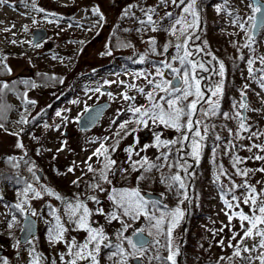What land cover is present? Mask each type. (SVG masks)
I'll return each mask as SVG.
<instances>
[{
	"label": "rangeland",
	"instance_id": "rangeland-1",
	"mask_svg": "<svg viewBox=\"0 0 264 264\" xmlns=\"http://www.w3.org/2000/svg\"><path fill=\"white\" fill-rule=\"evenodd\" d=\"M188 2L189 0H185V3ZM249 2L250 0H197L200 29L196 35L199 39L190 42L189 47L194 53L197 46L203 48L204 52L196 53L190 59L202 61L209 69L207 72L199 71L201 88L206 97L211 94L209 88L215 86L221 79L223 95L219 97L216 115L206 117L201 111L194 117L203 121L200 131L205 137V144L201 141L203 147L196 164L192 162L190 141L185 142L183 153L176 151L181 145L169 146L171 154L168 163L176 164L179 160L181 164L186 162L187 165H191L187 168V172L191 168L194 170L190 177L180 166L169 168L165 165L159 170L152 168L145 171L137 164L138 170L133 171L132 161H141L142 157H147L150 163L157 165L163 163L157 157L167 153L169 149L151 146L155 144V133L160 134L161 140L176 139L181 133L163 125L153 124L151 120L147 127L139 125L135 123L136 116L129 110L133 105L145 108L149 106L145 93L152 91L153 85L148 84V79L160 81L161 78L155 73L158 67H162L161 61L167 60L173 67H181L178 61L171 58L177 55L175 44L182 43L184 38L181 36L178 41L176 37L180 36V32L172 35L166 29H170L174 20L181 15L185 16L188 22L192 21L191 15L181 12L183 5L177 8L171 0L166 4L161 3V0H35L36 7L44 9V12H38L32 8L33 0H9L12 6L0 7V73L25 79L23 76L35 78L38 72L53 71L63 74L66 82L62 94L64 96L58 99L49 92L55 81L38 80L33 88L28 86L27 80L19 79L26 84L23 86L26 88L24 93H27L28 100L35 101L34 104L25 103L24 93L22 96L20 93L21 85L15 84L11 87L16 92L12 98L18 103L20 110L19 113H12L9 127H0V162L6 163L3 158L6 156L25 155V148H28L25 141L29 137L38 145L39 155L35 160L38 162L44 160V163L24 169L28 181L3 182L0 185V248L5 249V254L1 258L6 259L8 264H31L33 257L29 253L34 249V255L41 257L40 264H63L60 256L67 253V245L64 242L55 244L49 242V228L55 224L52 211L56 210L61 222L69 229L65 233L66 241L70 242L75 237L78 243H82L87 233L73 230L65 214L64 200L56 199V196L49 195L44 189H51L60 197L71 201H75L77 195L82 200L95 194L100 204L92 200L84 202L93 211L103 207L108 213L113 209L108 193L115 187L138 188L143 197L145 192L163 194L162 206L157 205L154 208L149 202V208L156 215L160 214L157 208L160 211H168L179 206L183 210L184 216L173 229L171 237L172 250H178L177 263L180 258L181 264H247L236 257L231 260H222L221 257L232 256L234 249L228 247V244L236 243V240L231 239L232 233L240 231V221L235 216L230 225L231 230L225 227L229 225L225 213H235L240 209L249 212V207L242 202L240 209L234 207L229 210L226 207L225 199L233 204L237 203L232 201L233 192L230 191L233 182L242 185L246 180L256 188L257 193L264 191V172L256 171L264 168V160L258 163V160L253 158L260 153L264 156V151L252 147L264 146V135H261L264 133V89L260 87V77L264 75L262 71L264 63H261V58H264V29L259 28L254 32L248 22L245 24V30H241L233 23L236 17L240 18V22H245L253 14L247 6ZM95 8H99L103 20L93 13ZM218 8L222 10L217 11ZM149 9H154L152 15L156 21L157 31H152L151 25L140 23L146 20L145 12ZM168 12L173 14L172 17L165 15ZM34 19L37 21L35 24ZM176 27L179 29L181 26ZM38 28H45L48 37L40 43L41 47H34L33 31ZM192 31L190 29L189 33ZM249 36H253L254 39L249 41ZM152 39L155 40V45L150 43ZM121 41L137 45L124 48ZM246 43L250 44V47H244ZM166 44L169 47L167 53H164L163 48ZM209 52L211 55H207ZM142 56L143 62L140 59ZM249 60L253 61L252 76L249 75ZM219 62L224 64L223 77L218 75ZM5 65L11 72L7 71ZM3 69L5 71H2ZM163 71L164 79H173L174 74L169 69ZM141 73L143 75H140ZM72 85L74 87L69 89ZM131 85L136 87H130ZM245 85H248L247 89L244 88ZM139 88H143L144 93L139 92ZM241 91L246 92L248 107L244 119L249 131L240 129V119L236 117L237 111L243 117V109L233 107L234 103L238 105L241 101ZM124 93L135 99L124 100L122 95ZM191 99L192 97H189V100ZM105 102L110 104L109 109L98 124L88 131L79 130L78 120L85 113V108L90 109ZM48 107L50 110H45ZM199 107L201 106L198 105ZM202 107L207 109L208 105L203 104ZM57 112L61 115L57 116ZM222 113H228L230 118H225ZM22 119L27 122H22ZM40 120L45 122L42 123ZM130 120L133 122L126 125V130L136 131L125 135V130H122L120 125ZM30 127L32 129L27 131ZM26 132L28 134H25ZM252 133L257 135L251 136ZM217 136L220 139H217ZM17 143L23 147H17ZM102 143L108 148L110 158L116 161L112 166L115 174L109 173L111 184L103 183L99 179L98 170L105 162L104 156L93 155ZM113 146H116L114 152ZM130 146L133 149L131 159L125 152ZM250 147L251 151L248 150ZM236 156L242 158L243 162L234 168L233 158ZM89 164L97 170L96 173L87 170ZM69 167L74 170L68 172ZM212 167H215L214 171ZM237 168L253 171H250L247 177H243L237 175ZM122 169L125 171H121ZM39 172L42 173V178L37 182L35 176H39ZM177 173L182 177L185 188L181 190L177 184L169 189L171 181L168 178ZM142 175L145 178L138 179ZM74 180H78V186L72 183ZM93 183H101L106 191L93 190L89 186ZM27 184H31L41 195L33 198L32 193H29L26 210L20 212L14 205L24 199L19 193ZM71 185L75 188L74 194L64 195L62 191H68ZM244 192L245 189L242 187L234 190L237 197H241ZM182 193L187 195V199H184ZM181 200L183 203H180ZM188 202L191 215L186 220ZM164 205H167V208ZM26 211L30 214L32 211L36 212V215L32 216L39 223V232L27 244H21L19 236ZM121 219L130 225L124 233L125 236L133 237L132 232L137 230L135 226L137 224L138 229L146 230L144 233L147 236L148 230L153 232V236H149L152 243L147 246L143 255H128L127 264H132L136 257L141 259L142 264H171L164 259L169 255L167 250L169 238L167 235H157L156 229L151 227L153 222L144 216L139 219L122 216ZM92 220L103 225L105 234L112 243L118 242L117 232L121 229L119 221L109 223L106 217L99 215H93ZM221 228L224 229L222 232L219 231ZM166 229L167 224L164 226L165 231ZM154 238L160 243L155 244ZM221 240L224 241L223 245L219 243ZM258 240V237L255 240L247 239L244 244L251 248ZM187 246L199 250L201 256L196 261L188 255ZM123 247L127 253L135 252L126 241L123 242ZM113 250L102 247L98 256L99 264H114L118 257L109 259V254ZM258 255L259 251L251 253L253 257ZM157 256L160 259H156ZM67 259L69 257L65 255V260ZM80 264L89 262L81 261ZM253 264L260 262L254 260Z\"/></svg>",
	"mask_w": 264,
	"mask_h": 264
},
{
	"label": "snow or ice",
	"instance_id": "snow-or-ice-1",
	"mask_svg": "<svg viewBox=\"0 0 264 264\" xmlns=\"http://www.w3.org/2000/svg\"><path fill=\"white\" fill-rule=\"evenodd\" d=\"M168 0H161V3H167ZM171 3L176 6L177 8H181V12L185 14H189L192 16V21L188 22L186 17L181 15L179 18L175 19L171 25L170 29H166V31H170L172 35H176V32H180V36H177V40L179 41L181 36L184 38L182 43H176L175 49L177 55L173 56L171 59L173 61H178L181 67H173L172 63L168 62L167 60L161 61L162 67H158L156 69L155 75L160 77V81L156 82L153 79H148V84L153 85L152 91L145 93L148 101V107H136L130 106V111L134 116H136L135 123L139 125H144L145 127L148 126L149 120L153 124L156 125H163L167 128L175 129L176 132L181 133L176 139L172 140H161L160 134L155 133V144L151 145L153 147H161L168 148L169 151L167 153H162L161 156L157 157L158 160H162V164H155L150 163L147 157H142L141 161H132V169L133 171H137V164L140 165L141 168H144L145 171H150L152 168H156L159 170L161 167L165 165L169 168L174 166L183 167L185 172H187V168L191 167V165L181 164L180 161H176V164H169L168 158L171 154V148L169 146H175L177 144L181 145L180 148L176 149L177 153L184 152V144L185 142L190 141L191 147V156L195 160H199L200 153L202 151V143L201 141L204 140V135L201 134L200 125L203 123L199 118L194 119L197 117L198 112H203L204 116L216 115L219 109V97L223 95V79L219 81L215 86L209 88V92L211 93L209 96L206 97L205 92L201 88V78H199V71L207 72L209 69L205 66L202 61H197L195 59H190V57H194L196 53L204 52L203 48L197 46L196 53H194L189 44L194 39H199V36L196 35V32L200 29V15L197 11V0H189L188 3H185V0H171ZM12 6L9 4V0H0V7L3 6ZM252 10V15L247 18V21L240 22V18L236 17L233 20L234 24H237L241 30H245V24L250 22V28L254 31L257 27L264 29V2L261 0H250L249 4L247 5ZM32 8L38 12H44V9L37 8L35 4V0H33ZM222 9H217V11H221ZM154 9H149L145 12L146 20L140 21V23L151 25L152 31H157L158 28L156 26V21L153 20L152 13ZM93 13L99 15L100 20H103V14L100 12L99 8L93 9ZM259 14V16H257ZM127 15V11L125 12ZM167 17H172V13L168 12L165 14ZM231 15V13H229ZM163 19V18H162ZM33 23H37L34 19ZM180 25L181 27L178 29L176 26ZM193 30L189 33V30ZM10 29H5V31H9ZM253 36H249V41L253 40ZM152 45H155V40L152 39L150 41ZM34 47H41L42 45L36 43L33 45ZM169 45H165L163 48V52L167 53ZM244 47H250V44H245ZM153 51L155 48L153 47ZM183 54H180V53ZM110 54V53H108ZM162 54V53H161ZM207 55H211V53H207ZM6 59V57L4 58ZM141 62H143L144 57L142 56ZM213 59H216L213 57ZM243 59V57H241ZM249 75H253V69L251 67L253 61L249 60ZM261 63H264V58H261ZM7 71L11 72L10 68H7ZM164 69H169L173 75L172 80L164 79ZM264 71V70H262ZM224 64L223 62H219V72L218 75L220 77L224 76ZM140 75H143L141 73ZM180 81V84L174 83V81ZM62 82V81H61ZM35 87V84L31 85ZM130 87H136L135 85H131ZM248 85H245L244 88L247 89ZM260 87L264 89V75L260 77ZM11 91V87L8 83L0 82V95L4 93L5 90ZM139 92L144 93L143 88L138 89ZM159 93H164V95H159ZM124 100H134L135 97H130L126 93L122 94ZM159 98L157 99V96ZM189 97H192L189 100ZM216 99H213V98ZM25 103L26 104H34L35 101L27 99V93H24ZM163 102V103H161ZM203 104H207L208 108L204 109L202 107ZM198 105L201 107L198 108ZM3 106H0V110H2ZM234 108L239 109H246L248 107L246 103V92L241 91V101L237 105L236 103L233 104ZM88 108H85V112H88ZM57 116H60L61 113L57 112ZM83 115V114H82ZM225 118H230L228 113H222ZM236 117L240 119L239 127L244 131H249V127L246 126L245 119L241 116L239 111L236 112ZM91 117H89L90 119ZM22 122H27L26 120L22 119ZM133 121H126L120 125L122 130H125V135L132 134L136 131V129H132L131 132L126 130V125L128 123H132ZM0 127H3L0 124ZM205 133L207 132V126L204 127ZM119 136L120 134L117 133ZM257 133H252L251 136H256ZM264 135V133H261ZM251 136L249 138H251ZM217 139H220L217 136ZM119 141H117L118 145ZM17 147H23L22 144L17 143ZM148 147V146H145ZM252 147H257L261 151H264V146L262 145H252ZM116 150V146L112 147V151ZM251 151V147L248 149ZM132 147L125 149V152L128 153L129 159L132 156ZM108 148L102 143L99 148L93 153L95 156H104L105 162L103 166L98 170V175L100 181L103 183L111 184L112 181L109 179V173L115 174L113 170V165L116 164L115 160H112L108 155ZM139 155V153H137ZM255 160H264V156L256 155L253 157ZM12 159V158H9ZM183 159V157H181ZM91 160V157H89ZM242 158L236 156L233 158V167L240 163H242ZM18 166V165H14ZM146 166V167H145ZM32 171V169H29ZM74 169L72 167L68 168V172H72ZM89 172L96 173L97 170L92 167L91 164L88 165ZM125 171V170H121ZM253 171L251 169H239L237 168V175H241L243 177H247L249 172ZM256 171L264 172V168L257 169ZM223 174V172H222ZM35 176V173H34ZM143 175L138 179H143ZM37 182H39V176H35ZM171 183L169 184V189L174 187L178 184L179 189H184L185 184L182 177L179 173L172 175L168 178ZM219 177H217V180ZM78 186V180H74L72 182ZM93 190H99L101 192H105L101 185V183H93L89 185ZM244 188L245 192L242 193L241 197H237L234 194V190L238 188ZM49 195L56 196L58 200H64L65 202V214L68 217L69 222L73 226V230L75 231H84L87 233L84 241L82 243H78L75 237L72 240L66 241L65 240V233L69 230L65 223L61 222V217L56 214V210L52 211V215L55 218V224L49 228V242L50 243H59L64 242L67 245V253L62 254L60 256V260L63 264H80L81 261H87L89 264H99L98 256L100 254L101 248H111L114 249L109 254V259L117 258L114 264H127V257L128 255L136 256L137 254L143 255L146 251L148 246V241L144 238V232L146 231L143 228L137 229L133 231V236L136 237L135 242L133 241L131 236H125L124 233L127 232L130 225L125 223L121 217H130L132 219H139L141 216L147 218L151 224L152 228L156 229L157 235H167L169 238V244L167 246V250L169 255L164 258L166 261H170L171 264H177L176 256L178 255V250L173 251L171 247V237L172 232L175 227L178 226L181 218L184 216L183 210L177 206L175 209H170L168 211H160L157 208V211L160 212L159 215H156L155 212H152L149 208V201L145 200L144 197L141 195L140 190L138 188H121L117 189L113 187L111 191L108 193V199L113 204V209L111 212L106 213L103 207H98L94 211L90 209L87 204L79 198L77 195L75 201L67 200L66 198L60 197L57 193L53 192L51 189L45 188L44 189ZM230 191L233 192L232 201H237V203L233 204L231 201L225 199L224 203L226 207L231 210L234 207L240 209V203L242 202L244 205L249 207V212H245L243 209H240L238 212L229 213L226 212L225 214L228 216L229 225L225 227H229L231 222L234 218H238L240 221V231L232 233V240H236L235 244L229 243L228 247L233 248V254L231 257H221V259H233V257L239 258L243 261H246L247 264H253L254 260H259L260 264H264V191L261 193H257L256 188L249 184L246 180L242 185H237L233 182L232 188ZM29 193H32L33 198L40 197L41 193L35 191L31 184H27V186L19 193L20 196L24 197L19 203L14 205V208L19 210L20 212H24L25 205L27 204V198ZM183 194V193H182ZM163 195V194H161ZM184 199H187V195L183 194ZM89 200L95 201V203L100 204V200L97 196H90L88 197ZM152 207H156L157 205L161 204V201H152ZM183 203V200L180 201ZM167 208V205H164ZM31 215L35 216L36 212L32 211ZM93 215L104 216L107 218L108 222L111 223L112 221H119L121 223V229L117 232V243H112L109 237L105 234V230L103 225H99L96 221L92 220ZM13 220H15V216H13ZM93 224H97V226H93ZM167 224L166 231L164 230V226ZM11 227V224L9 225ZM24 229H22L23 231ZM224 229L221 228L219 231H223ZM231 230V228H230ZM242 233V235H241ZM149 236H153V232L148 230L147 233ZM239 236V240L237 237ZM259 238L257 243H254L251 248L247 247L244 244V241L247 239ZM155 239V238H154ZM127 242V244L135 250L134 253H127V250L123 247V242ZM160 241L155 239V244H159ZM221 245L224 244V241H219ZM19 244V241L17 242ZM16 247V245H14ZM253 251H259V255L256 257L251 256ZM243 253H248L249 255L245 256ZM30 256L33 257L31 264H40L41 257L34 255L33 252L29 253ZM65 255L69 257V259L65 260ZM156 259H160L159 256L155 257ZM0 264H8L6 259L0 258Z\"/></svg>",
	"mask_w": 264,
	"mask_h": 264
},
{
	"label": "trees",
	"instance_id": "trees-1",
	"mask_svg": "<svg viewBox=\"0 0 264 264\" xmlns=\"http://www.w3.org/2000/svg\"><path fill=\"white\" fill-rule=\"evenodd\" d=\"M135 45H133L131 42L123 43L124 48H127L129 46H135ZM118 49H121V48H118ZM2 71H5V69H3ZM23 77L25 79H23L22 77L19 78L18 76L10 77L8 75H3L0 73V82L8 83L10 87H12L15 84L21 85L23 87L26 84L23 81H20L19 79L27 80L28 86H31L32 83L35 84L36 81L38 80L45 81V82L55 81V84L52 87H50L49 92L52 93L54 97L59 96L62 98V96H64L62 94L64 93L63 90L65 88L66 82H64V78H63L64 75L59 72L54 73L53 71L52 72L41 71L36 74L35 78H32L31 76H27V77L23 76ZM71 87H74V85L70 86L69 89H71ZM25 89H22V91L20 92L21 96L23 95ZM12 95H16V92L14 90L9 91L7 89L4 91L2 95H0V106H3L2 110H0V124H2L3 127H9L8 125L11 123L10 120H12L11 118L12 113L15 114L16 111H18L19 105L12 98ZM45 110H50V108L48 107ZM24 116L25 118L27 117L26 115ZM40 121L42 123L45 122L44 120L43 121L40 120ZM31 129L32 127L27 129V131L28 130L30 131ZM25 134H28V132H26ZM32 140L33 139L27 137L25 141V144L28 146V148H25V151H26L25 155L19 156V157H9V156L3 157L6 160V163L0 162V185L3 182L8 183L12 181H21V180L28 181L24 174V169L28 166L34 167L36 164L38 165V163L39 164L44 163V160L42 162H38V160H35V159H38L39 150L37 147L38 145H35L34 140L33 141ZM9 158H12V159H9ZM14 165H18V166H14ZM74 189H75L74 187L70 186L68 191L63 190L62 192L64 195L68 193L74 194V191H73Z\"/></svg>",
	"mask_w": 264,
	"mask_h": 264
},
{
	"label": "water",
	"instance_id": "water-1",
	"mask_svg": "<svg viewBox=\"0 0 264 264\" xmlns=\"http://www.w3.org/2000/svg\"><path fill=\"white\" fill-rule=\"evenodd\" d=\"M262 2V1H261ZM257 16H259V14H257ZM259 27H257L256 30H254V32L258 31ZM48 36V32L46 29L44 28H39L33 31V43H40L42 42L44 39H46ZM174 83L176 84H180V81H174ZM109 109V103L105 102V103H101V104H97L93 107H91L90 109H88L89 111L86 112L80 119L79 121V129L86 131V130H90L92 129L99 121L100 119L103 117V115L106 113V111ZM89 117H91L89 119ZM39 175L42 176V174L39 172ZM148 198H153V199H159L160 197L157 195H150L147 194L146 195ZM38 222L36 221V219L29 213L26 212L24 219H23V223H22V229H24L23 231H21L20 236H19V240L20 243L25 244L27 243L32 237H34L37 232H38ZM144 238L146 241H150L149 237H147L145 234ZM136 237L133 236V241L135 242ZM4 254V249L0 248V257ZM134 264H141L140 259L136 258L134 259Z\"/></svg>",
	"mask_w": 264,
	"mask_h": 264
},
{
	"label": "flooded vegetation",
	"instance_id": "flooded-vegetation-1",
	"mask_svg": "<svg viewBox=\"0 0 264 264\" xmlns=\"http://www.w3.org/2000/svg\"><path fill=\"white\" fill-rule=\"evenodd\" d=\"M180 156V155H179ZM190 181H192V179L190 180ZM147 201H149V202H152V201H155V200H147ZM161 204H159L160 206H162L163 204H164V199H163V197H162V200H161ZM189 205V206H188ZM188 209H189V215H191V213H190V203L188 202L187 203V211H188ZM186 211V212H187ZM185 217H186V215H185ZM189 217V216H188ZM188 220V219H187ZM184 231H185V226H184ZM184 233V232H183Z\"/></svg>",
	"mask_w": 264,
	"mask_h": 264
},
{
	"label": "bare ground",
	"instance_id": "bare-ground-1",
	"mask_svg": "<svg viewBox=\"0 0 264 264\" xmlns=\"http://www.w3.org/2000/svg\"><path fill=\"white\" fill-rule=\"evenodd\" d=\"M38 29H39V28H38ZM35 30H36V29H35ZM46 72H48V71H46ZM22 89H25V88L22 87ZM55 97H57L58 99L61 98V97H59V96H55ZM57 101H58V100H57ZM19 110H20V109H18V111H19ZM18 111H16V112L19 113ZM85 113H86V112H85ZM85 113H84V114H85ZM84 114H83V115H84ZM83 115H82V116H83ZM82 116H81V117H82ZM81 117H80L79 120H78V128H79V121H80Z\"/></svg>",
	"mask_w": 264,
	"mask_h": 264
}]
</instances>
